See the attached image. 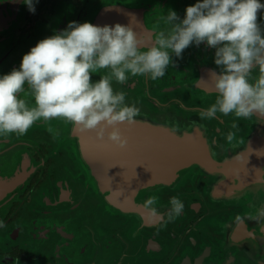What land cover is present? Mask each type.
<instances>
[{"label": "water", "instance_id": "water-1", "mask_svg": "<svg viewBox=\"0 0 264 264\" xmlns=\"http://www.w3.org/2000/svg\"><path fill=\"white\" fill-rule=\"evenodd\" d=\"M51 22L30 39L32 45L11 47L0 41V75L18 69L33 45L59 32L54 29L57 19ZM186 57L185 51L180 58L173 55L157 80L130 76L124 84L113 81L114 91L125 93V103L139 109L135 124L119 125L124 148L108 140L111 128L103 140L95 131H80L59 118L29 128L26 139L37 142L38 124L45 125L41 133L56 141L60 168L55 180L34 196V210L21 215L4 235L21 246L29 235H41V219L54 211H47L43 201L49 204L48 195L60 189L62 214L121 235L118 241L88 243L94 247L93 264H264V216L258 215L264 208V117L217 113L201 119V111L217 99L212 74L220 69L197 59L188 63ZM258 75L253 70L250 82ZM12 186L0 184L5 190ZM149 196L158 198L160 215L144 208ZM174 196L184 209L169 221L164 213ZM72 239L53 245L68 246L85 261L78 253L84 241Z\"/></svg>", "mask_w": 264, "mask_h": 264}, {"label": "clouds", "instance_id": "clouds-1", "mask_svg": "<svg viewBox=\"0 0 264 264\" xmlns=\"http://www.w3.org/2000/svg\"><path fill=\"white\" fill-rule=\"evenodd\" d=\"M21 2L35 13L38 0ZM262 10L261 0H196L185 8L182 19L169 9L164 19L170 30L159 32L146 51H141L142 40L132 27L134 16L127 25L69 22L37 42L23 55L18 69L0 75V135L23 136L36 122L59 118L80 131H95L99 140L111 128L108 140L124 148L127 141L119 125L135 124L139 109L125 103V93L114 91L113 81L124 84L130 76L162 78L173 55L180 58L189 46L202 43L215 50L214 64L220 72L212 74L217 99L201 111V119H213L217 113L264 117V28L257 22L258 12L264 19ZM100 70L107 71L94 81ZM253 70L259 75L250 82ZM25 84L33 107L18 97ZM227 140H233L232 133ZM157 199L149 196L143 205L152 215H160ZM168 203L164 215L171 221L184 204L175 196ZM258 215L264 216V208Z\"/></svg>", "mask_w": 264, "mask_h": 264}, {"label": "flooded vegetation", "instance_id": "flooded-vegetation-1", "mask_svg": "<svg viewBox=\"0 0 264 264\" xmlns=\"http://www.w3.org/2000/svg\"><path fill=\"white\" fill-rule=\"evenodd\" d=\"M261 2L264 3V0ZM194 3L196 0H38L33 14L21 0H0V41L3 45L11 47L26 46L31 38H37L41 31L49 28L54 19H57L58 25L51 29L57 27V30L61 31L72 21L89 22L99 26L116 23L127 25L134 16L136 23L132 27L138 38L142 40L141 51H146L153 45L159 32L167 33L170 30L171 25L165 23L164 19L167 11L169 9L176 11L182 19L185 8ZM257 15L258 24L264 28L262 13L258 12ZM184 51L187 53L188 63L190 59L192 61L197 59L214 64L215 50L206 47L203 43L199 46H189ZM106 71L102 70L94 74L92 79H96L94 76L99 77ZM24 89L18 97L25 100L29 107L35 106L27 84ZM38 125L41 137L37 142H29L26 135H0V184L7 181L13 185L6 190L0 188V222H3V227H0V264H93L91 251L94 247L88 243L118 241L121 235L120 233L110 235L109 230L105 232V228L100 231L98 226L94 228L93 224L90 225L92 221L73 220L71 213L62 214L63 198L58 194L61 193L60 189H53L51 192L54 195H48L49 204H46L47 200L45 203L43 201L47 211H54L50 216L46 215V212L45 219L39 220L43 223L41 235L32 237L28 234L27 243L22 246L14 243L10 234L4 235L8 228L19 221L21 215L26 211L29 213L34 210V196L49 181L55 180L60 168L58 159L61 153L54 151L56 141L50 139L51 137L47 138V134L41 133L40 128L45 127L43 123L42 126ZM30 160L33 163H30ZM51 203H54V207H51ZM53 216H57V219H52ZM35 222L31 221L29 224ZM29 224L27 233H29ZM72 232L80 237L71 235ZM76 238L84 241V244L79 246L78 253L86 256L85 261L75 258L77 253L70 252L68 246H61V243L59 246L53 245L62 240L66 244L68 239ZM105 246H101L103 250ZM65 247L67 251L64 250Z\"/></svg>", "mask_w": 264, "mask_h": 264}, {"label": "bare ground", "instance_id": "bare-ground-1", "mask_svg": "<svg viewBox=\"0 0 264 264\" xmlns=\"http://www.w3.org/2000/svg\"><path fill=\"white\" fill-rule=\"evenodd\" d=\"M110 157H112V156H109V158H110ZM108 160H110V159H108ZM106 170L109 172V173H108V175H109V174H110V171H109V169H106Z\"/></svg>", "mask_w": 264, "mask_h": 264}]
</instances>
